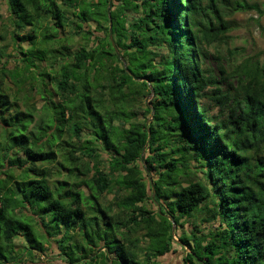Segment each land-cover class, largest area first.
I'll return each instance as SVG.
<instances>
[{"label":"trees","instance_id":"trees-1","mask_svg":"<svg viewBox=\"0 0 264 264\" xmlns=\"http://www.w3.org/2000/svg\"><path fill=\"white\" fill-rule=\"evenodd\" d=\"M110 1L107 13L108 0H5L13 44L28 47L11 54V68L0 45V264L44 254L47 220L63 226L58 249L67 264H149L176 243L169 217L178 226L206 213L215 223L207 235L178 237L181 264H264V63L248 58L219 65L218 73L203 64L205 46L234 28L226 17L264 14V6L142 0V15L127 22L125 10L139 4ZM110 26L112 35L120 32L112 37L117 52ZM76 35L88 47L72 51ZM51 50L54 57L45 59ZM38 61L48 68L36 70ZM12 87L26 103L37 95L50 111L33 128L35 106L21 110L10 100ZM148 93L152 101L142 113L150 122L138 118ZM204 97L225 116H209ZM97 140L110 152L106 158ZM141 164L156 171L149 186ZM60 171L78 181L51 188ZM113 184L119 213L100 202ZM17 238L23 246L16 252Z\"/></svg>","mask_w":264,"mask_h":264},{"label":"rangeland","instance_id":"rangeland-1","mask_svg":"<svg viewBox=\"0 0 264 264\" xmlns=\"http://www.w3.org/2000/svg\"><path fill=\"white\" fill-rule=\"evenodd\" d=\"M95 1V0H94ZM249 3H257L260 8L264 6V0H246ZM134 3L139 4L138 10H125V16L127 22L133 21L139 16L142 15V0H134ZM9 12L7 9V5L5 0H0V34L5 36V41L0 42V45L6 46L4 48L6 54L8 55L3 59L4 62H8L9 67H13V65H16L15 59H13L11 54H14L17 50L19 51V48H27V43H21L18 47H15L13 44V40L11 36L9 35V32L13 31V26L10 24L9 19ZM228 20H230L234 24V28L228 32L225 37L222 38L221 41L214 42L210 46H205V52L206 56L203 58V64L206 68H211L212 70H215L216 73H218L217 68L219 65H223L225 68H229L233 64H238L242 62L245 59L253 58L255 60H258L259 63H264V35H262V29H264V14H259L255 10H248V11H237L232 16L226 17ZM89 23L85 24V28L90 27L88 25ZM84 24H76V26H83ZM75 26V27H76ZM77 28V27H76ZM91 29L94 30V32H102V28L99 25H92ZM26 31V28L24 29V32ZM69 28L64 29V34H68ZM120 34L119 29L117 28L115 31V34L112 35L113 38H118V35ZM19 43V42H18ZM37 42L38 47H41ZM115 43V42H114ZM120 42L117 43L118 46H120ZM89 45L87 40H84L81 38V36H75L73 37V43L70 45L72 51H78L80 46ZM118 50V48H117ZM55 51H47L45 54L46 58L51 60L52 57H54ZM17 54V53H16ZM19 56V54H17ZM44 59V62H45ZM122 60L123 57L121 58ZM39 62V61H38ZM40 64H37L34 66L36 70H39L43 66H46L44 68H48V65L43 62H39ZM22 63H18L19 66H21ZM48 71L53 73L54 69H48ZM217 80L219 79V75L216 76ZM220 80V79H219ZM46 88L51 90V84L46 83ZM234 84V83H233ZM223 89H224V83ZM10 100L16 101L19 105L21 110H25L28 108L31 104L35 106L36 111L34 112L33 122L30 124V128H33L37 124H39L40 119L44 116L46 117V114L50 111H47L43 108V100L39 98L37 95L30 96L27 103L25 100L21 99L20 93H17L15 90V87H12L10 89ZM34 92V91H33ZM35 93V92H34ZM140 105L142 106L141 114L139 115V120H144L147 118V121L150 122L151 114H144L142 113V110L144 108V105L147 107L150 106V103L152 101V93L146 94L144 97L141 98ZM201 104L208 109L209 116L221 118L225 116L226 110L220 108L214 102L209 100L208 98L204 97L201 100ZM43 108V109H42ZM169 117L165 116V120H168ZM96 142V147L98 146L100 151L102 150L103 158H106L110 152L106 151L102 148L101 144H99V141ZM92 162V161H91ZM191 169L194 168L193 162H191ZM52 172H58L57 168L55 166H50ZM138 168L141 171V176L144 181H146V184L149 186L150 178L151 180L156 179V171L150 170L148 173L144 172V164H141L138 166ZM183 168V167H182ZM15 174V172H14ZM197 175L200 176L202 179V173H198ZM117 179L118 177L115 176ZM72 180H75L76 182L78 180L71 177V179H67L64 172L60 171V174L58 176L53 177L50 179V186L53 188L57 182L62 181H68V185L73 184ZM186 182H183L182 185H185ZM19 185L22 186V183L19 182ZM66 186L64 188L63 193L65 190H68L69 186ZM117 186L112 185L111 192L104 193L100 197L101 203H107L108 205L111 204V212L112 213H119V209L115 206L116 200L114 195L117 193ZM148 189V187H147ZM83 193L88 194V190L86 187H82ZM148 208H151L152 210L156 209V205L151 201L150 203L147 202ZM127 214L121 213V217L125 218ZM196 215V214H195ZM207 213L206 214H197L195 218H183L179 223L180 225L176 226L170 219V234H174V240L176 243L172 245V249L170 252L164 254L163 256L157 258L156 260H153V262L149 264H181L182 263V256L184 255L182 247L180 243L178 242V237L181 234L191 235V236H205L209 233V231L214 227L215 223L212 222V220L207 221ZM178 223V224H179ZM44 225L50 229L51 236L47 235L48 239L50 240L48 243H44V254L35 253V255L32 256H24L20 259L21 264H67L63 261V258L59 255L60 250L58 249V238L60 230H63V226L58 228L57 226L53 225L49 220L44 221ZM196 226L197 230L194 229L193 226ZM52 227V228H51ZM57 235V236H54ZM144 238L141 240V246H146V243H144ZM17 249L21 248L23 246L22 239H14ZM25 246V245H24ZM60 246V245H59ZM184 249V248H183ZM186 250V249H185ZM227 257L224 256L223 259ZM141 258L143 257V254H141ZM148 264V263H147Z\"/></svg>","mask_w":264,"mask_h":264},{"label":"water","instance_id":"water-1","mask_svg":"<svg viewBox=\"0 0 264 264\" xmlns=\"http://www.w3.org/2000/svg\"><path fill=\"white\" fill-rule=\"evenodd\" d=\"M110 7H111V1L108 0L107 13H109ZM109 38H110V40H111V42H112V45H113L115 51L117 52L116 45H115V43H114L113 40H112L111 26H110V28H109ZM142 151H143V150H142ZM141 160H143L142 157H141ZM150 190H151V195H152V197H153V196H154V190H153V188H151ZM169 219L172 220V217H169Z\"/></svg>","mask_w":264,"mask_h":264}]
</instances>
